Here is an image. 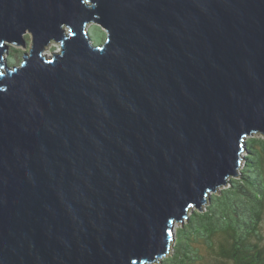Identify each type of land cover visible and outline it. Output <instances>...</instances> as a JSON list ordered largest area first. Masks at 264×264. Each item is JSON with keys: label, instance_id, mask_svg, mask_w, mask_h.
<instances>
[{"label": "water", "instance_id": "obj_1", "mask_svg": "<svg viewBox=\"0 0 264 264\" xmlns=\"http://www.w3.org/2000/svg\"><path fill=\"white\" fill-rule=\"evenodd\" d=\"M256 133L264 0H0V264L161 260Z\"/></svg>", "mask_w": 264, "mask_h": 264}, {"label": "trees", "instance_id": "obj_2", "mask_svg": "<svg viewBox=\"0 0 264 264\" xmlns=\"http://www.w3.org/2000/svg\"><path fill=\"white\" fill-rule=\"evenodd\" d=\"M98 43L107 39L93 28ZM24 52L8 51L7 64L15 66ZM237 177L211 194L202 210L194 209L175 230V240L164 258L153 264H202L206 248L226 264H264V136H249Z\"/></svg>", "mask_w": 264, "mask_h": 264}, {"label": "rangeland", "instance_id": "obj_3", "mask_svg": "<svg viewBox=\"0 0 264 264\" xmlns=\"http://www.w3.org/2000/svg\"><path fill=\"white\" fill-rule=\"evenodd\" d=\"M95 26H100V25L94 23V24H91V25L88 26L87 30H88V33H89V38H90L91 42L93 44H95V45L102 44V42L98 43V39L96 38V35H95V32H94L95 30L93 29ZM67 32H69V31L67 30ZM24 39H25V42H26V45H24V46H22V44L21 45H17V44L6 42L7 44H9V50H11L14 47H16V48H19L25 54H30V51L33 49V39H32L31 33H29V32L26 33ZM61 51H62V46L60 45V43H58L56 41H52V42L49 43V45L46 46L43 54L45 56L51 58L55 54L61 53ZM7 54H8L7 52L4 53V55H5L4 58H7ZM21 62H22V60H19L15 66H19L21 64ZM15 66H10V67H15ZM252 136L259 137L260 133H256V134H254ZM224 187L225 186H223L221 188H224ZM219 190H217V191L219 192ZM180 224L181 223H176L175 230H176V228H178L180 226ZM262 233L264 235V218H263V222H262ZM205 249L206 248H201V253L204 256V262L202 264H226V263L220 261L219 258L215 254H213V252H211L209 250L207 251Z\"/></svg>", "mask_w": 264, "mask_h": 264}, {"label": "clouds", "instance_id": "obj_4", "mask_svg": "<svg viewBox=\"0 0 264 264\" xmlns=\"http://www.w3.org/2000/svg\"><path fill=\"white\" fill-rule=\"evenodd\" d=\"M244 153V152H243Z\"/></svg>", "mask_w": 264, "mask_h": 264}]
</instances>
